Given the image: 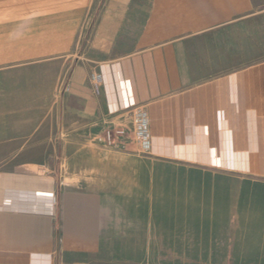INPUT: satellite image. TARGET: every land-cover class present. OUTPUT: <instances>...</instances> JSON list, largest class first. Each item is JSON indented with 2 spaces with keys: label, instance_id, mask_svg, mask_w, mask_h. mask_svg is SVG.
<instances>
[{
  "label": "crops",
  "instance_id": "crops-1",
  "mask_svg": "<svg viewBox=\"0 0 264 264\" xmlns=\"http://www.w3.org/2000/svg\"><path fill=\"white\" fill-rule=\"evenodd\" d=\"M3 84L0 264H264V0H0Z\"/></svg>",
  "mask_w": 264,
  "mask_h": 264
},
{
  "label": "built area",
  "instance_id": "built-area-1",
  "mask_svg": "<svg viewBox=\"0 0 264 264\" xmlns=\"http://www.w3.org/2000/svg\"><path fill=\"white\" fill-rule=\"evenodd\" d=\"M93 88L97 93V81ZM118 117L119 122L108 121V124L92 137V142L114 151L149 154L151 137L146 107L142 104L134 105L124 110ZM131 146H134L135 150H130Z\"/></svg>",
  "mask_w": 264,
  "mask_h": 264
},
{
  "label": "rangeland",
  "instance_id": "rangeland-1",
  "mask_svg": "<svg viewBox=\"0 0 264 264\" xmlns=\"http://www.w3.org/2000/svg\"><path fill=\"white\" fill-rule=\"evenodd\" d=\"M5 86H4V84L3 85H0V93H5ZM6 102H0V109L1 110H5L6 109Z\"/></svg>",
  "mask_w": 264,
  "mask_h": 264
}]
</instances>
